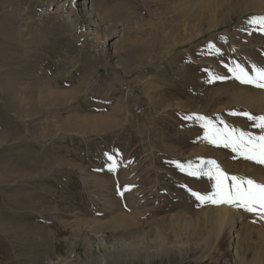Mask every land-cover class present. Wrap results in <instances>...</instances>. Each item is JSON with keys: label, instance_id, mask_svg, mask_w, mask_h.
<instances>
[{"label": "bare ground", "instance_id": "bare-ground-1", "mask_svg": "<svg viewBox=\"0 0 264 264\" xmlns=\"http://www.w3.org/2000/svg\"><path fill=\"white\" fill-rule=\"evenodd\" d=\"M176 1L179 5L187 0ZM205 2L206 5H201L205 7L198 9L201 12L203 10L205 13L210 12L208 20L206 19L208 26L205 31L220 27L234 15L264 12V0H205ZM85 3L86 0H63L60 7L67 8L69 15L73 17L74 22H78L77 24L96 27L90 10L85 8ZM222 10L223 13H217ZM111 12L112 10H106L102 19L107 18ZM199 15L190 14L187 21L192 18L195 21L200 20ZM216 15L219 18H216ZM258 18L260 16L250 23L249 32L255 30L256 27L252 26L257 23ZM51 19V17L42 19L43 24L39 29L41 32L35 33L30 43L35 53L29 54L30 59L27 58L29 61L25 62L28 64L22 67L25 71L31 68L35 70L37 69L35 65L42 62L41 76L19 88L11 87L7 82L3 90L11 98L9 108H13L16 114L26 113L29 122L42 124L41 118L44 116L51 118L52 123L48 121L44 129L60 130V134L55 139L56 144H60V148L58 155L51 159L49 157V160L44 157L43 152L46 149L50 150V145H41L42 150H40L35 142L26 139L27 134L33 139L36 138L38 124L35 126L17 124L19 128L17 126L11 128L12 124L9 134L15 142L3 145L6 138L0 139V150H5L0 159V185L13 182V189L22 190L23 187L29 189V193H26L22 200L16 192L7 196L6 200L1 199L0 264L14 262L38 264L41 259L51 254L44 242L50 236L56 241V252L62 251L58 244L64 237L53 231L50 235L44 226L35 222H32L27 230L25 229L24 235L22 234L24 239L11 240L17 238L21 232L13 209L24 205L23 203H27L32 211L26 215L33 220L42 211L55 210V215L51 217L58 220V227L61 230L68 229L65 221L70 220L72 212L84 216L87 220L93 217H109L105 223L95 227L94 231L103 232L109 229L116 236H113L111 241L99 237V234L90 233L82 239V242L75 240L70 242L75 248L74 253L60 257L56 263L48 261V264H155V260L167 263L173 259L172 257L190 255L187 247H183L184 243L193 244L191 256L196 259L205 256L213 263L212 255H222L220 249L225 246L224 251L233 247L232 252L227 255L237 263L242 262L246 253L250 252V264H264V229L258 231L256 238L252 240L253 250L250 247L251 232L256 230L251 227L253 224H248L252 219V212L224 203H201L189 189L207 195L213 191L215 180L208 176H192L182 170V167H187L189 164L193 167L198 166L202 161L207 168V161L214 160L229 177L252 179L264 184V164L240 156L232 147H225L223 143H210L205 139L206 129H200L197 124L192 123L193 126L186 120L192 113L168 108L171 106L169 102L177 95H181L180 99H182L177 100V105L186 103L188 97L179 89L146 93L145 101L137 100V106L140 108L147 106V115L150 114L147 122L151 125L144 132L147 137L143 138V134L138 129L135 130L136 126L132 123L130 126L135 130V138L137 136L138 139H149L140 145L138 151L139 155H142L139 159L134 163L126 164L124 153L120 149L127 146L132 138L126 135L129 128L122 123L120 115L123 106L129 108L133 102L128 99L121 100L113 83H106L104 78L96 81L93 74L88 78L85 72L79 70L71 77V81L69 77L65 78L62 75L60 71L66 69L65 62L54 63L50 59L53 55L49 53L61 40L66 27L55 24V20ZM203 31L196 30L191 35L176 40L168 46L169 50L175 48L177 44L190 42ZM258 44L257 49H251V51L255 50L251 59L256 65L259 64L258 68H264V54L260 53L264 51V38L260 39ZM6 53L0 55V61L3 64L10 62L14 67L12 62L15 64L17 62ZM13 53L16 55V52ZM131 59L132 57L129 56L123 66H129ZM88 62L90 64L93 59L89 57ZM245 64L251 66L248 60ZM229 71V68L215 70V73L210 71L211 76L206 78V83L212 85L206 92L208 107L219 105L223 102L222 99L226 101L227 98L235 102L247 100L249 103H252L250 99H255V96L241 85L240 79L232 77ZM212 74L215 77L227 78L215 79ZM14 76L16 79V74ZM20 76L22 77L19 75L17 79ZM86 79L99 83L100 90L92 86L88 88L84 83ZM101 85H104L105 90L100 88ZM19 96V101H16L15 98ZM36 96L38 99L35 98ZM258 96L263 98L259 106L264 110V91H259ZM159 104L161 106L165 104L161 116H159L161 111ZM133 108L130 107L132 111ZM156 112L158 115L154 117L153 114ZM52 113H55V117L51 116ZM134 113L127 118L131 120ZM213 117L211 121L217 128H223L227 124L223 114L218 113ZM182 120L187 122L184 123ZM220 121L224 123L221 124ZM246 122L247 124L236 122L230 127L257 136L264 132L252 126L251 122ZM166 123L182 125L169 128L167 125L164 126ZM53 131L50 135L55 133ZM66 132L70 133L66 134ZM47 136L48 134L43 137V141ZM100 142H103V146L97 149L100 154L95 157L94 151L96 152L97 143ZM112 142L115 144H111ZM109 156L113 159L110 160ZM113 164L115 166L110 169ZM54 168H58V171ZM76 172L82 174L81 179L76 176ZM31 175L34 176L35 182L42 181L36 191L29 185L28 177ZM228 184H231V180ZM236 216H240L241 220L238 222L240 228L236 229L235 233L233 226ZM258 219L264 222L263 216L260 215ZM126 228L130 230L124 232ZM141 243L146 247L140 248ZM129 244L133 247L126 246ZM129 254L133 256L126 259L125 255L129 256Z\"/></svg>", "mask_w": 264, "mask_h": 264}, {"label": "rangeland", "instance_id": "rangeland-1", "mask_svg": "<svg viewBox=\"0 0 264 264\" xmlns=\"http://www.w3.org/2000/svg\"><path fill=\"white\" fill-rule=\"evenodd\" d=\"M62 1L0 0V23L2 22L1 24L3 25L1 27L0 24V46L2 44L0 47V55L2 56L9 51L10 53L8 52L6 54L17 62L16 64L12 62L14 64L13 67L10 62L9 64H3L0 61V139L6 138L3 145L15 142V139L9 134L11 128L16 126L19 128L20 124H33L34 126L38 124L36 138L33 139L30 134H27L26 139L29 142H35L40 150H42L41 145H50V150H44V157L48 159L50 157L51 159L58 155L60 144H56L55 139L60 134V130L53 129V131L44 129V125H47L48 121H52L51 118L44 116L40 121L42 124L29 122L26 113L25 115L16 114L13 108H9L11 98L3 90L4 84L7 82L10 83L11 87L19 88V86H24L27 82L41 76L40 70L43 66L42 62L35 65L37 68L35 70L31 68L25 71L22 67L28 64L25 63L29 61L27 58L30 59V56L32 54L34 55V47L30 44L32 37L35 33L41 32L39 29L43 24L42 21L48 17H51V20H55V24L57 23L59 26L66 27L62 33L61 40L51 49L54 52L50 50L51 53H49L53 55L50 59L54 63L59 64L60 62H65L66 69L60 71L62 75L65 78L69 77L71 81V77L79 70L80 72H85L88 78H91L93 74L96 81L104 78L106 83H113L114 89L121 100L128 99L133 102V105H130L129 108L123 106L120 115L122 123L128 125L129 128L126 135L128 134L127 136L132 138V141L127 146L121 147L120 149L124 153V161L126 164L134 163L139 159L142 154L139 155L138 149L141 147L140 145L149 139H138L134 135L135 130L138 129L143 134V138H146L147 135L144 132L151 125L147 122V117H150L149 111V115L146 112L148 107L140 108L137 106V100L145 101L144 95L146 93H160L162 92L161 90L165 89L173 91L177 89L180 91L183 90L188 97L186 103L177 105V100L181 98V95H177L175 99L169 102L171 106H168V108H171L173 111L192 113L191 118L186 120L191 124H197V127L200 129H205V121L200 119V117L211 120L218 113L223 114V119L228 126H233L236 122L247 124L246 121L251 122V125L254 126L256 121L248 119L247 116L242 114L244 112H248L252 116L264 115V110L259 106L263 102V98L261 96L257 97L259 91H264V88L259 87L257 84L244 83L242 80H240L241 85L255 96V99H250L252 103H249L247 100L235 102L227 98L226 101L222 99L223 102L219 103V105L208 107L206 102V92L212 87L210 83H206V78L211 76L210 71L215 73V70L231 69L239 64L244 67L250 76H253V66L258 68L259 64L256 65L254 60L251 59L253 57L252 52L255 51H251V49H257L259 45L258 41L264 38V31L261 30L264 28V25L260 23L254 24L252 27L256 28L252 32H249V26L257 16L264 17V12L234 15L227 23L222 24L220 27L209 28L205 31L208 26L207 20L210 14L209 11L206 13L204 10L203 12L200 11V8L205 7L201 5H206L205 0H187L184 3H179V5L176 0H86L85 8L90 10L91 18L95 20L94 25L96 27H94L85 26L84 24L79 25L77 24L78 22H74L67 8L60 7ZM106 10H112V12L107 18L102 19V15ZM217 13H223V10ZM190 14H200V20L195 21L192 18L187 21ZM215 17L219 18L217 15ZM3 20L5 23H3ZM196 30L204 31L194 37L190 42L177 44L175 48L169 50L168 46L171 43L191 35ZM13 52H16V55ZM256 53L258 54L259 52L256 50ZM260 53L264 54V51ZM129 56L132 57V61L129 66H123L124 61ZM89 57L93 59V62L90 64L88 62ZM246 60L250 61L251 66L245 64ZM228 73H232V77L235 76L232 71ZM15 74L17 78L19 75H22V77L20 76L16 80ZM212 76L215 77L214 74ZM96 81L93 82L86 79L84 83H86L88 88L92 86L100 90L98 87L100 84ZM193 84H196V86L192 87ZM100 88L105 90L104 85H101ZM35 98L38 99V96ZM19 99L20 96L15 98L16 101H19ZM160 104L159 106H161ZM164 105L162 104L159 109L161 110L159 116L164 113ZM130 107H134L133 111L135 113ZM131 113H134V115L130 120L127 116ZM157 115V112L153 114L154 117ZM51 116L55 117V113H52ZM131 123L136 126L135 130L130 126ZM10 125H12L11 128ZM166 125L169 128H174V126L182 124H164V126ZM52 131L55 133L53 135L51 134V136L50 133ZM68 133L66 132V134ZM47 134V139L43 141V137ZM111 144L115 143L112 142ZM100 146H103V142L97 143L96 152L94 151L95 157L100 154L98 152L99 150H97ZM0 151L2 152L0 154L1 159L5 150ZM54 170L58 171V168H54ZM76 174L81 179L82 174L80 172H76ZM28 179L30 181L29 185L34 187L33 190L36 191L40 187L39 183L42 181L35 182L33 175L28 177ZM12 186H14L13 182H6L0 185V202H2L1 199L4 198L3 200H6L7 196L13 195L14 192L20 195L21 200L24 199L26 193H29V189L26 187H23L22 190H16ZM18 195L16 196L18 197ZM23 204L13 209L16 213V222L21 227V232L17 235V238H11V240L19 241L24 239V231L27 230L32 222L44 226L50 235L51 231H53L54 233L61 234V237H64L58 244L62 249L60 253L56 252V241L51 236L44 240L45 246L51 251V254L41 259L38 264L56 263L60 257L74 253L75 248H73L70 242L72 240L82 242V239L90 233L94 235L99 234V237H105L109 239L108 241H111L113 236L116 237L114 232L109 229H105L103 232L94 231L95 227L105 223L109 217H93L87 220L84 216L72 212L70 213V220L65 221L68 229L61 230L58 227V220L56 218L52 219L56 213L55 210L42 211L43 213H39V216H36V219L33 220V218L27 216L32 211H30L27 203ZM254 214L256 215L254 216ZM257 214V212H252V219L248 221V224H253L251 227L256 229L250 235V247L252 250L254 247L252 240L256 238L258 231L264 229V222L258 219L260 215L264 218V214H259L258 217ZM239 217L235 219L233 226L235 233L236 229L240 228L238 222L241 219ZM118 230L121 229L118 228ZM128 230L130 228H126L123 231L128 232ZM140 245H142L140 248L146 247L144 243ZM126 246L133 247L132 244ZM185 246L189 250L190 255L187 254V256H184L182 254L180 258L172 257L173 259L167 263H160L159 260H155V264H250V252L246 253L242 262L239 261L237 263L233 261L234 259L227 255V253L230 254L232 252L233 247L224 251L226 247L223 246L220 249L222 255H212V263L209 257L193 258L191 256L193 244L184 243L183 247ZM129 251L131 253V250ZM132 256L131 254L129 256L125 255L126 259ZM12 264L20 263L14 262Z\"/></svg>", "mask_w": 264, "mask_h": 264}, {"label": "snow or ice", "instance_id": "snow-or-ice-1", "mask_svg": "<svg viewBox=\"0 0 264 264\" xmlns=\"http://www.w3.org/2000/svg\"><path fill=\"white\" fill-rule=\"evenodd\" d=\"M264 25V17H260L256 21ZM264 31V28L261 29ZM255 75L250 76L242 65L237 64L235 68L229 69L233 72L237 79L244 83L257 84L264 88V68H255ZM227 77H215V79H226ZM248 119L256 121L254 125L257 128L264 130V115L252 116L248 112L242 113ZM189 119L191 117H188ZM204 120L205 139L210 143H223L225 147H232L233 151L240 156H244L249 160L264 164V132L259 136L249 132L240 131L225 125L223 128H217L216 125L208 118L200 117ZM223 124V121H220ZM109 159H113L109 156ZM208 167L205 168L204 162L193 167L189 164L187 167H182L183 171L188 172L192 176H208L215 180L213 191L207 195H202L200 192L189 189L191 194L196 197L201 203L211 202L213 204H229L238 208H243L249 212H257L264 214V184L257 183L252 179H243L236 176H231L224 172L220 166L214 161H207ZM113 164L111 167H114ZM231 180V184L228 181Z\"/></svg>", "mask_w": 264, "mask_h": 264}]
</instances>
